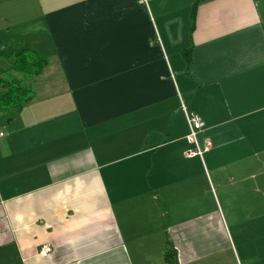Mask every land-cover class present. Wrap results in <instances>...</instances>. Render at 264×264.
I'll return each mask as SVG.
<instances>
[{
    "label": "crops",
    "instance_id": "1",
    "mask_svg": "<svg viewBox=\"0 0 264 264\" xmlns=\"http://www.w3.org/2000/svg\"><path fill=\"white\" fill-rule=\"evenodd\" d=\"M0 38L55 97L0 117V264H237L224 207L264 264V0H0Z\"/></svg>",
    "mask_w": 264,
    "mask_h": 264
},
{
    "label": "trees",
    "instance_id": "2",
    "mask_svg": "<svg viewBox=\"0 0 264 264\" xmlns=\"http://www.w3.org/2000/svg\"><path fill=\"white\" fill-rule=\"evenodd\" d=\"M194 28V16L192 17ZM4 55V54H3ZM9 59L10 67L7 69L0 67V113H10L20 111L34 99L32 89L28 87L27 81L33 80L40 75L48 64V61L38 56L30 49H23L11 56L4 55ZM187 65H191V54L184 53ZM16 75L13 78L11 74ZM175 253L168 251L166 260L171 261Z\"/></svg>",
    "mask_w": 264,
    "mask_h": 264
},
{
    "label": "rangeland",
    "instance_id": "3",
    "mask_svg": "<svg viewBox=\"0 0 264 264\" xmlns=\"http://www.w3.org/2000/svg\"><path fill=\"white\" fill-rule=\"evenodd\" d=\"M1 40H2V42H5V40L0 38V41ZM2 45H3V43H0V50L4 51L2 49V47L5 46V48H6L7 45H3V46ZM3 54H5L6 56L8 55L6 52H3L1 54V51H0V67L7 69L10 67V64H8V62L5 60V57H3L4 56ZM53 71L54 70L52 68H47L45 70V73H50ZM27 83L29 86L32 85V89L34 90V99L35 100H42L45 98H55V97H45L46 96L45 94L49 91L44 86V85H47V83H48L46 80H41L40 78H36L35 82L33 84H32L31 80L27 81ZM58 88H56V89L58 90ZM51 92H53V87H52ZM9 115L10 114H3V115H0V117L5 119V118H8ZM256 161H259V162L256 164ZM262 164H263V166H262ZM257 168H259L258 172L256 171ZM261 168H262V170H261ZM254 169H255V171H254L253 176L251 178L252 180H251L250 184L252 186H254L256 196L259 197L260 201L264 205V183L260 184V180H264V160L261 161V160L256 159ZM227 209L228 208L224 207L226 219H222V222L224 225L226 224L228 226L229 230L232 232L234 240L237 242V247L241 246L243 248V252H244V254H243L242 250L239 249V255H237V258H236L237 264H248L247 259H246V243L251 244L254 240H252L250 237H248L249 239L246 242V233L257 232L258 231L257 227L255 225L254 226L249 225L247 227H246V225H241L238 227L239 231L237 230L238 232H237V236H236V228H234L232 226L231 219H237L241 222L245 221V219H242L241 216H237V218H236L234 214L230 215L229 213H227ZM237 210L239 212L243 211V213H244L245 208L239 207ZM260 214H262V213H260ZM262 220L263 219H261V221ZM252 244H254V242ZM254 256H256V255H254ZM229 261H230V264H236L234 259H231V260L229 259ZM252 264H256V258H253Z\"/></svg>",
    "mask_w": 264,
    "mask_h": 264
},
{
    "label": "built area",
    "instance_id": "4",
    "mask_svg": "<svg viewBox=\"0 0 264 264\" xmlns=\"http://www.w3.org/2000/svg\"><path fill=\"white\" fill-rule=\"evenodd\" d=\"M182 110L185 114V118L189 126V135L187 136V141L190 145L193 146L192 149L185 152V157L189 159H203L204 154L212 150V143L210 140L205 139L202 144H200L198 140L199 133L204 129V122L198 115L187 112L184 105L182 107ZM4 136V133L0 131V139ZM50 252L51 248L46 246L41 249L40 255L43 257H47Z\"/></svg>",
    "mask_w": 264,
    "mask_h": 264
}]
</instances>
